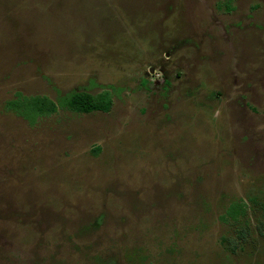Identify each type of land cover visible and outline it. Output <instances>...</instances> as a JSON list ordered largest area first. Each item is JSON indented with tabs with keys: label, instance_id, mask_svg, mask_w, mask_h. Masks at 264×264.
<instances>
[{
	"label": "rangeland",
	"instance_id": "374dc122",
	"mask_svg": "<svg viewBox=\"0 0 264 264\" xmlns=\"http://www.w3.org/2000/svg\"><path fill=\"white\" fill-rule=\"evenodd\" d=\"M263 205L264 0H0V264H264Z\"/></svg>",
	"mask_w": 264,
	"mask_h": 264
},
{
	"label": "trees",
	"instance_id": "16d2710c",
	"mask_svg": "<svg viewBox=\"0 0 264 264\" xmlns=\"http://www.w3.org/2000/svg\"><path fill=\"white\" fill-rule=\"evenodd\" d=\"M70 94L65 106L75 114L88 115L98 112L107 114L113 108V93L109 90H103L97 95L84 91H75ZM7 109L30 124H35L39 118L55 114L58 111V104L47 97H26L18 94L17 99L7 104ZM249 202L254 209L258 205L257 201L251 198ZM261 207L264 213V205ZM250 208L249 204L244 200H238L228 207L226 213L222 216V221L239 224L246 220ZM239 235L240 237H245L244 232Z\"/></svg>",
	"mask_w": 264,
	"mask_h": 264
}]
</instances>
